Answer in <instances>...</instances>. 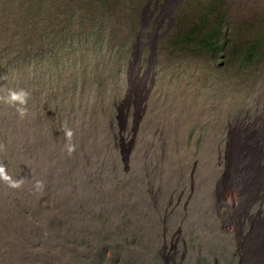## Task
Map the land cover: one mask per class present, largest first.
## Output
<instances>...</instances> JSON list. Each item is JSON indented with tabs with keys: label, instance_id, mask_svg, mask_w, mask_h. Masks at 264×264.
Masks as SVG:
<instances>
[{
	"label": "rangeland",
	"instance_id": "374dc122",
	"mask_svg": "<svg viewBox=\"0 0 264 264\" xmlns=\"http://www.w3.org/2000/svg\"><path fill=\"white\" fill-rule=\"evenodd\" d=\"M44 1L29 12L28 0H0V24L22 19L25 34L26 11L40 9L39 21L67 8ZM184 1L148 0L136 28L121 12L77 10L88 26L75 21L67 45L37 51L38 36L32 53L22 45L16 60H0V95L30 93L23 118L0 102V165L23 181L0 178V264L225 259V217L241 210L236 199L263 194L264 0L214 2L238 42L262 46L244 69L240 56L163 48Z\"/></svg>",
	"mask_w": 264,
	"mask_h": 264
},
{
	"label": "trees",
	"instance_id": "16d2710c",
	"mask_svg": "<svg viewBox=\"0 0 264 264\" xmlns=\"http://www.w3.org/2000/svg\"><path fill=\"white\" fill-rule=\"evenodd\" d=\"M35 1L38 0H28L26 7H28L29 12L33 11L32 8L35 7ZM147 1L63 0L61 4H67L64 13L60 11L59 7H53L54 11H44L42 13V19L39 21H35V19L38 17L37 15L40 13V9H37L34 15L26 11L25 20L26 22H30L31 26L25 34L20 31L25 26V24L23 25L22 19L19 24H13L9 21L6 23L4 16L2 24H0V30L3 32V37L0 40V60L6 59L10 62L16 60V58L21 56L20 48L22 45L25 46L27 53H32L36 50L33 46L38 36H40L38 40L40 47L37 48V51L42 50L45 43L51 45L52 43L60 42L64 46L65 44L67 45L66 42H68L73 32L72 27L75 21L80 19L82 25L81 30L88 26L85 22L86 17L83 15L75 16L77 10H85L89 15H92L100 8L103 13L107 9L117 18L118 13L121 12L128 19L130 25L136 28L139 21V11ZM214 2L215 0H185L178 8L176 25L170 37L164 42L165 45L163 44V48L167 51L165 46H168L171 48V51H186L196 55L205 53L212 55L225 54L226 62L228 63L236 61L240 56L242 60L239 68L244 69L249 64L250 57L258 59L259 49L262 46L259 47V42L257 43L253 40L249 42H238L234 35H231L226 24L225 10L220 11L216 9ZM11 5L12 7H16L13 3ZM39 5L40 7H47L44 0H40ZM9 10L7 8L8 12ZM68 11H71L70 15L67 14ZM43 14L45 15L43 16ZM41 23L44 26L42 28L40 27ZM28 48L29 50H27ZM9 66L6 65V67ZM201 71H199V66H196L192 69L191 75L197 77L198 80L204 74Z\"/></svg>",
	"mask_w": 264,
	"mask_h": 264
},
{
	"label": "bare ground",
	"instance_id": "6f19581e",
	"mask_svg": "<svg viewBox=\"0 0 264 264\" xmlns=\"http://www.w3.org/2000/svg\"><path fill=\"white\" fill-rule=\"evenodd\" d=\"M122 128L123 127H121V129ZM123 139L124 137L122 138V142H123L122 152L124 155L123 161H125V163L127 164V168H128V161H129V155L131 152V147L126 148L124 145ZM199 189H202V188H199ZM262 190H263L262 195L250 196L244 199H241V198L236 199L234 203H236L237 209H241V210H239V212L236 213V216L234 217H231L229 215L225 217L226 222L228 220V223H230L229 227L231 229L234 228L231 230L228 226L227 228L225 225V236L229 238L225 240V259L220 261L216 256L211 255L212 259L209 258V260L202 259V261H200V259H198V261H200L201 264H264V181L262 183ZM198 198H200V196ZM230 231H233V233L230 234ZM230 242H231V245H229ZM187 247H190V246L188 245ZM173 262L171 264L175 263Z\"/></svg>",
	"mask_w": 264,
	"mask_h": 264
},
{
	"label": "clouds",
	"instance_id": "9594fccd",
	"mask_svg": "<svg viewBox=\"0 0 264 264\" xmlns=\"http://www.w3.org/2000/svg\"><path fill=\"white\" fill-rule=\"evenodd\" d=\"M0 80H7V75L0 76ZM29 97L30 93L26 89H7L6 94L0 95V102L14 107L20 117L23 118L27 115V104ZM64 135L68 140V143L65 145V147L68 154L72 155L76 151V145L71 143L73 132L71 129L65 127ZM0 178L5 179L6 182L9 183V186L13 188H19L23 183V181H12L10 177L7 176L5 167L3 165H0ZM43 187V182H36L35 188L37 191H42Z\"/></svg>",
	"mask_w": 264,
	"mask_h": 264
}]
</instances>
